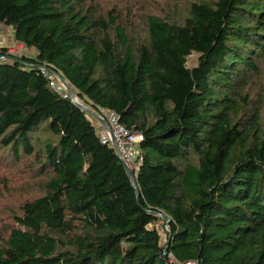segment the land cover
Here are the masks:
<instances>
[{
  "label": "trees",
  "instance_id": "obj_1",
  "mask_svg": "<svg viewBox=\"0 0 264 264\" xmlns=\"http://www.w3.org/2000/svg\"><path fill=\"white\" fill-rule=\"evenodd\" d=\"M148 3L0 0L34 51L0 62V264H264V0ZM39 67L142 135L134 184Z\"/></svg>",
  "mask_w": 264,
  "mask_h": 264
},
{
  "label": "built area",
  "instance_id": "obj_2",
  "mask_svg": "<svg viewBox=\"0 0 264 264\" xmlns=\"http://www.w3.org/2000/svg\"><path fill=\"white\" fill-rule=\"evenodd\" d=\"M7 31H9V28L0 23V62L4 63L10 62L13 58L26 56L24 51L27 50L25 45L21 42L15 41L12 38V35L7 36ZM2 47L4 50H1ZM39 68L43 73L47 74V77L50 79V86L62 95H66L61 84L57 85L52 82V74L55 76L56 74L51 70L49 72L44 67ZM93 111L106 123V127H104L101 123L92 118L94 120V126L99 140L111 147L114 144L118 151L117 156L120 161L127 166L132 175H135L137 164L141 161L139 142L142 140V135L137 131H129L125 128L118 121V116L113 110L95 107ZM166 232L167 225L165 224L162 228H160V233L164 236ZM168 257L169 261L173 264H198L196 260L179 262L170 255Z\"/></svg>",
  "mask_w": 264,
  "mask_h": 264
},
{
  "label": "rangeland",
  "instance_id": "obj_3",
  "mask_svg": "<svg viewBox=\"0 0 264 264\" xmlns=\"http://www.w3.org/2000/svg\"><path fill=\"white\" fill-rule=\"evenodd\" d=\"M188 1L189 0H149V3H148V5L146 6L147 8L149 7L150 9H148L149 11H156V10H160V11H162V10H164V11H167V12H174V14H182L183 12H184V10H185V7H186V5L188 4ZM7 36H11V32H10V29H9V31H7ZM5 42H7V41H5ZM24 53L26 54V55H29V57H33L34 56V51H33V49L32 48H30V49H27L26 51H24ZM197 55H198V52L197 51H195V50H192L187 56H186V58H185V64H186V66H188V67H191V66H193L194 65V63H195V60H196V57H197ZM52 82H53V84H57V85H59V84H61L62 86H63V88H64V90H65V93H66V89H65V86L63 85V83L60 81V76H59V74H56V76L55 75H53L52 74ZM71 90H72V88H71ZM73 91V90H72ZM74 93V92H73ZM79 101V100H78ZM81 103V102H80ZM85 106V105H84ZM87 108H90V109H94V108H92V107H88V106H86ZM85 114H86V116L88 117V119L92 122V123H94V120L92 119V116L90 115V114H88V113H86L85 112ZM161 234V233H160Z\"/></svg>",
  "mask_w": 264,
  "mask_h": 264
},
{
  "label": "water",
  "instance_id": "obj_4",
  "mask_svg": "<svg viewBox=\"0 0 264 264\" xmlns=\"http://www.w3.org/2000/svg\"><path fill=\"white\" fill-rule=\"evenodd\" d=\"M49 72L50 70L47 69ZM60 81L63 83V85L65 86L66 89V95L67 97L76 105L78 106L81 110H83L84 112L90 114L92 116V118H94L95 120H97L99 123H101L104 127H106V123L105 121L100 118L92 109L87 108L86 106H84L83 104H81L79 101H77L75 94L73 93V91L71 90V87L68 85V83L63 80L62 78H60ZM112 149L114 150V152L118 155V151L116 149V147L114 146V144L112 145ZM123 168L126 172V174L128 175L130 181L132 184H134V178L132 173L130 172V170L127 168V166L122 163ZM136 196L138 195L137 191H135ZM165 248H166V244L165 247L163 249V253L165 252Z\"/></svg>",
  "mask_w": 264,
  "mask_h": 264
},
{
  "label": "bare ground",
  "instance_id": "obj_5",
  "mask_svg": "<svg viewBox=\"0 0 264 264\" xmlns=\"http://www.w3.org/2000/svg\"><path fill=\"white\" fill-rule=\"evenodd\" d=\"M77 99V98H76ZM77 101H78V99H77Z\"/></svg>",
  "mask_w": 264,
  "mask_h": 264
}]
</instances>
